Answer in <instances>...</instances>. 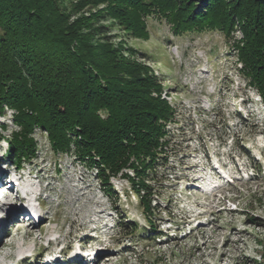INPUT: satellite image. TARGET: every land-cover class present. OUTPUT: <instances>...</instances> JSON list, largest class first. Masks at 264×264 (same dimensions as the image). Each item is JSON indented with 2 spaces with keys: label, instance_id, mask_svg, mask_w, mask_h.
<instances>
[{
  "label": "rangeland",
  "instance_id": "obj_1",
  "mask_svg": "<svg viewBox=\"0 0 264 264\" xmlns=\"http://www.w3.org/2000/svg\"><path fill=\"white\" fill-rule=\"evenodd\" d=\"M147 24L149 35L128 44L149 55L176 121L166 128V160L147 176L150 211L127 178L110 177L107 193L73 152L54 153L45 132L35 130L37 157L20 166L8 162L0 138V182L32 173L18 181L42 187L37 201L28 197L38 221L20 212L1 227L0 217V235L4 227L10 231L4 240L15 244L4 247L13 256L2 264H264V102L240 72L232 40L241 35L235 31L227 40L211 30L174 36L155 16ZM10 112L0 116L4 136L17 128ZM212 178L221 185L205 190ZM16 194L22 195L11 192L7 199L22 206ZM76 247L89 253L85 263Z\"/></svg>",
  "mask_w": 264,
  "mask_h": 264
},
{
  "label": "trees",
  "instance_id": "obj_2",
  "mask_svg": "<svg viewBox=\"0 0 264 264\" xmlns=\"http://www.w3.org/2000/svg\"><path fill=\"white\" fill-rule=\"evenodd\" d=\"M154 16L174 36L239 31L240 72L264 102V0H0V116L11 111L17 127L0 133L10 164L36 158L33 134L45 132L54 153L73 152L107 193L110 177L127 178L150 211L146 180L166 160L175 110L149 55L128 39L146 38Z\"/></svg>",
  "mask_w": 264,
  "mask_h": 264
},
{
  "label": "bare ground",
  "instance_id": "obj_3",
  "mask_svg": "<svg viewBox=\"0 0 264 264\" xmlns=\"http://www.w3.org/2000/svg\"><path fill=\"white\" fill-rule=\"evenodd\" d=\"M2 175H4V171H0V177ZM9 177H11V176H9ZM26 180L27 179L25 178L22 180V182L26 181ZM22 182H19L18 179H16V177L15 178L11 177L10 179L7 180V183H10V185L12 186V190H17L18 194L19 193L22 194V195L19 194V196L16 194L15 195L16 199L19 201H24L25 203H23L22 206L10 204V201L7 199V197L10 195H6L5 196L6 200L3 203L2 202L0 203V212H4V214L0 216L2 218L1 227L5 226L7 222L11 221V218L13 219L15 214H17V213L19 214L20 212L23 213L24 211L31 215V218L27 219L31 223L39 220V218H38L40 215L39 211H35V210L31 209L30 206H28V199L27 198L30 196H34V197L39 198V195L42 191V187H40V185L38 184L37 187L33 188L32 183L34 184L35 181H33L32 183L30 182V184H29V182L27 180L28 183L25 185L26 187L24 188V186L22 187ZM38 187H40V189H38ZM17 221H18V223H22L24 220L21 219V220H17ZM2 229L5 230L4 227ZM3 230H2V233L0 235V264H2L3 260L10 259L13 256V253L5 251L4 247L7 246L11 249L15 248V244H13L12 242H6V240H4V236L7 233H10V231L3 232ZM26 236L28 237V239L32 238L33 237V231L28 230L26 232ZM18 254L21 255V258L25 257V253L22 250L18 251Z\"/></svg>",
  "mask_w": 264,
  "mask_h": 264
}]
</instances>
